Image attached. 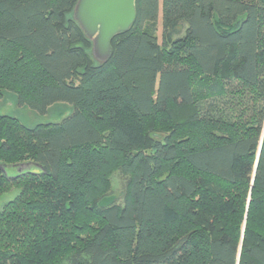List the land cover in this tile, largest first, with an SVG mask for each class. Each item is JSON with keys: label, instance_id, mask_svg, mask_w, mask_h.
Wrapping results in <instances>:
<instances>
[{"label": "trees", "instance_id": "trees-1", "mask_svg": "<svg viewBox=\"0 0 264 264\" xmlns=\"http://www.w3.org/2000/svg\"><path fill=\"white\" fill-rule=\"evenodd\" d=\"M78 1L0 0V100L74 108L0 115V264H264V0H136L97 65Z\"/></svg>", "mask_w": 264, "mask_h": 264}, {"label": "water", "instance_id": "water-1", "mask_svg": "<svg viewBox=\"0 0 264 264\" xmlns=\"http://www.w3.org/2000/svg\"><path fill=\"white\" fill-rule=\"evenodd\" d=\"M136 17V0H79L73 12L75 22L93 44L94 59L101 64L113 55L112 40L129 32ZM116 201V196H108L99 206L107 208Z\"/></svg>", "mask_w": 264, "mask_h": 264}, {"label": "rangeland", "instance_id": "rangeland-1", "mask_svg": "<svg viewBox=\"0 0 264 264\" xmlns=\"http://www.w3.org/2000/svg\"><path fill=\"white\" fill-rule=\"evenodd\" d=\"M73 18V14L70 15ZM187 26L183 25L181 30L176 33L172 31L170 33V38L175 41L179 38L185 36ZM158 36L160 40L162 39V29L160 28ZM92 55V50L90 51ZM96 65L97 60H94ZM74 111L72 105L67 103H58L50 109L46 115L38 114L27 106H20L16 95L6 92L2 100H0V115L10 116L17 118L24 126L28 128H34L41 124H51V123H61L65 118L69 117ZM35 171L36 169H31ZM19 172L17 169L8 168L5 172L7 176H14ZM126 178L122 175L120 171L115 172L111 177V189L107 196H116L118 198V205H122L124 201V194L126 190ZM17 191L13 190L9 193L4 194L0 198V208L5 202L12 199L16 195ZM63 264H71L70 261H66Z\"/></svg>", "mask_w": 264, "mask_h": 264}]
</instances>
